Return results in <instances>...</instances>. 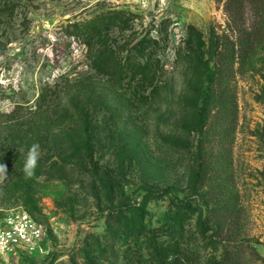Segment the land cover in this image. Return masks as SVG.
I'll use <instances>...</instances> for the list:
<instances>
[{
  "label": "rangeland",
  "instance_id": "obj_1",
  "mask_svg": "<svg viewBox=\"0 0 264 264\" xmlns=\"http://www.w3.org/2000/svg\"><path fill=\"white\" fill-rule=\"evenodd\" d=\"M224 7L217 0H0V158L18 172L0 183V225L24 209L44 233L43 253L0 257V264H157L155 251L176 243L167 264L222 258L210 200L216 196L208 194L210 185L202 187L196 156L208 124L199 118L208 68L194 75L192 46L198 36L204 40L212 68L211 41L229 32ZM114 12L129 24L114 25L108 44L121 58L136 57L134 46L145 40L139 59L161 70L159 91L142 88L135 96V85L115 87L90 68L75 24ZM230 85L238 123L210 184L228 195L222 204L239 210L228 250L245 264H264V46ZM44 95L51 111L42 120L49 124L28 131L39 121L30 117ZM75 102L89 105L100 122L109 120L101 104L107 103L118 123L116 141L99 125L98 143L82 119H73L78 110L60 118ZM18 121L27 124L11 127ZM33 143L40 158L28 177Z\"/></svg>",
  "mask_w": 264,
  "mask_h": 264
},
{
  "label": "trees",
  "instance_id": "obj_2",
  "mask_svg": "<svg viewBox=\"0 0 264 264\" xmlns=\"http://www.w3.org/2000/svg\"><path fill=\"white\" fill-rule=\"evenodd\" d=\"M217 1L224 2V9L230 19V23L228 33L221 36L218 35L215 40L211 41L210 54L213 59L212 68L209 67V60H206L204 57L207 54L204 51V40L198 36V38L193 39L192 46V51H194V56L197 60L196 66L193 69L194 75H198L202 68H208L207 86L202 96V108L199 114L201 120L207 118L208 124L204 137L199 141L196 156L202 187L210 185L208 194L213 195L215 193L216 196L210 198L215 204V208L213 209V214L216 219L215 233L219 236L222 244H225V254L219 261L214 262V264H245L237 250H228L229 248L227 247L235 238V231L239 224V216L237 217L239 210H236L235 207L228 206L227 202L222 204V199H227L228 195L224 190H218L219 187L214 189L210 183L215 178V174H219L218 165L221 159L226 156L227 146L233 139L239 118L235 92L230 83L236 73H241L247 69L259 48L264 46V0ZM9 6L7 5L6 8ZM247 14L251 17L250 21L247 18ZM2 23L3 20L0 18V29ZM119 23L129 24V20L124 17L122 12H114L111 15L101 14L95 16L88 22L75 24L76 35L82 38L83 43L87 47V58L90 61V68L97 75L111 80L115 87H131L135 85L133 86V88H137L134 90L135 96L141 93L138 90L142 88L143 90L151 88L152 93L159 91L160 87L158 86V82L161 70L149 58L146 60L139 59L145 57V40H142L134 46L137 51L136 57L130 55L126 58H121L119 51L108 44V33L110 29ZM152 43L157 42L153 41ZM78 83H80L79 86L81 87L85 85L82 80ZM77 93L80 94L79 92ZM45 96L41 97L38 101L35 106L36 109L30 117V119L34 118L33 121L35 119L39 121L32 122V125L26 126V130L34 131L38 125H43V122L45 125L49 124V122L45 121L47 118L42 120V116H48L45 113L51 111L48 110L50 108L48 104L42 103V99ZM143 97L145 96L139 95L140 99ZM101 104L110 112L109 120L106 122L96 120L94 109L88 108L89 105L85 107L87 109L80 108L81 105L79 106V102L72 103L67 110L61 113L60 118L68 120L78 110L73 119H82V122L87 128V132H90L92 137L95 136L98 143H102V139L97 135L99 125L105 126L108 129V133L111 132L108 135L109 139L115 142L117 139L115 131H117L116 126L118 123L112 117L114 111L110 109L111 107L107 103ZM16 111L14 110L10 113V116L17 115ZM201 120H198V125L201 124ZM26 122L18 121L17 124L11 127L16 128V126L26 125ZM12 123L14 124L15 122ZM114 126L115 129L113 128ZM262 137L264 139V129ZM0 150H2L1 147ZM0 163H7L4 157L0 158ZM6 165L8 175L14 179L18 177V172L12 169L9 164ZM104 177L106 176L103 175L102 178L104 179ZM176 206L186 215L187 205L185 203L176 204ZM176 247H178L177 243L175 245L168 244L165 248L157 249L155 251V263L167 264L165 262L168 256L166 254L167 251Z\"/></svg>",
  "mask_w": 264,
  "mask_h": 264
},
{
  "label": "built area",
  "instance_id": "obj_3",
  "mask_svg": "<svg viewBox=\"0 0 264 264\" xmlns=\"http://www.w3.org/2000/svg\"><path fill=\"white\" fill-rule=\"evenodd\" d=\"M44 233L40 224L24 209L13 211L0 225V257L44 252Z\"/></svg>",
  "mask_w": 264,
  "mask_h": 264
},
{
  "label": "clouds",
  "instance_id": "obj_4",
  "mask_svg": "<svg viewBox=\"0 0 264 264\" xmlns=\"http://www.w3.org/2000/svg\"><path fill=\"white\" fill-rule=\"evenodd\" d=\"M21 152H24L25 149L21 147ZM40 158V145L38 143H33L30 148H28L24 164V172L26 176L31 177L34 175L35 168L38 165ZM7 165L0 163V183L7 179Z\"/></svg>",
  "mask_w": 264,
  "mask_h": 264
}]
</instances>
